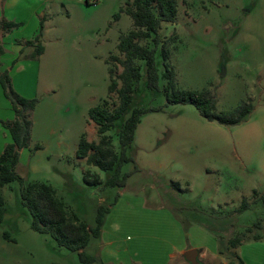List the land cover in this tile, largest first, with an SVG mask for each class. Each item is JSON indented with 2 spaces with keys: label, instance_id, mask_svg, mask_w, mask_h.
<instances>
[{
  "label": "rangeland",
  "instance_id": "1",
  "mask_svg": "<svg viewBox=\"0 0 264 264\" xmlns=\"http://www.w3.org/2000/svg\"><path fill=\"white\" fill-rule=\"evenodd\" d=\"M131 2L18 0L7 6L6 0H0V23L21 24L0 33V69L8 72L18 95L46 102L45 94L54 91L48 95L54 101L52 121L63 130L57 132L62 137L55 139L58 145L48 138L40 140L44 144L32 140L29 149L19 153L16 174L25 183L50 185L89 228L95 227L97 209H108L104 220L121 223L118 238L128 250L123 257L132 264H168L164 226L152 220L170 212L169 206L184 225H190L186 232L191 236L183 240L187 247H210L211 241L216 243L213 237L226 244L243 236L237 256L244 264H264V240H252L264 236V230L254 228L264 224V0H176L174 23L161 24L158 33L157 89L146 88L144 62L135 61L140 71L137 90L123 118L107 133L119 156L117 133L123 119L133 109L158 110L140 117L126 149L133 162L121 168V174L130 173L125 187L84 184L83 169L92 174L90 181L92 170L101 183L112 175L78 161L75 154L81 135L99 141L97 131L90 133L88 110L103 100L112 110L118 102L116 94L108 95V71L120 89L123 69L111 58L124 60L116 46L132 29V21L124 13L117 21L114 16L121 8L129 9ZM41 21L39 44L44 52L30 59L34 47L24 44L37 36ZM139 45L153 48L152 39ZM162 49L169 53L176 91H208L217 113L230 114L248 104L249 115L237 125L226 126L203 119L192 105H169ZM36 145L41 150L32 152ZM0 196L6 210L0 223V264H80L76 253L30 229L17 182L0 188ZM242 202L248 207L238 212ZM96 243L92 239L85 253H94ZM227 255L225 264L230 260Z\"/></svg>",
  "mask_w": 264,
  "mask_h": 264
},
{
  "label": "trees",
  "instance_id": "2",
  "mask_svg": "<svg viewBox=\"0 0 264 264\" xmlns=\"http://www.w3.org/2000/svg\"><path fill=\"white\" fill-rule=\"evenodd\" d=\"M154 8L157 9V14L154 13ZM122 13L130 17L132 29L126 36H121L116 46L117 52L123 55L124 60H120L117 57L111 58L123 69L119 76L122 86L117 89V82L113 79L112 72L108 71L109 86L107 90L108 95H117L118 102L112 110L109 109L107 102L104 100L97 107L88 110V119L96 126L99 141L97 143H89L82 136L75 154L76 159L85 160L87 166H92L104 173L112 172V175L101 183L96 174H93V178L90 181L89 177L92 174L88 171L84 172L82 180L88 187H96L101 184L106 189H122L125 187L130 173L121 174V168L124 164L133 162L132 159L126 157V149L134 140V133L140 117L146 113L158 110L133 109L130 116L123 119L124 122L117 133L120 148L119 156L113 151L111 138L107 136V133L111 132L115 128L116 122L123 118L132 102L133 94L137 90L140 81V71L135 61L144 62L146 88L149 90L157 89L158 74L155 58L157 47L159 46L158 33L161 29V24L174 23L177 15V2L176 0H132L130 8L126 11L121 8L119 13L114 16V20L117 21ZM20 26L21 24L2 21L0 23V33H8ZM42 30L43 24L41 21L37 36L32 41H27L24 44L28 47H34L30 59H37L44 52L43 47L39 44ZM148 39H152V49L139 45L140 41ZM2 54L3 50L0 47V55ZM161 58L165 71L163 78L168 82L165 94L169 105H192L203 119L226 126L239 124L251 112L252 108L250 105L242 104L230 114L217 113L215 111L216 101L208 91H176L174 88V73L169 69L167 63L169 53L164 49L161 51ZM0 87L3 97L9 102L13 113L12 121H0V127L8 133L10 138V142L4 146L0 155V188H4L13 182H17L20 185L21 205L30 216V229L33 232L40 235H48L58 247L76 253L80 264H101L95 256L86 254L85 249L91 239L100 237L108 209L99 207L96 212L95 227L89 228L81 223L77 216L69 210L50 185L39 182L25 183L16 174L15 170L19 153L22 150L29 149L31 143L32 112L39 101L36 98L25 99L19 96L12 88L7 71H0ZM169 89L172 90L171 94L168 93ZM39 150H41V147L35 146L32 152ZM173 185L177 187V184ZM247 207V203L242 202L238 212L246 210ZM5 213L4 202L0 196V223L3 221ZM254 228L264 230V224L258 223ZM246 232H250V229ZM252 240L261 241L264 240V236L255 235ZM242 241L243 236H240L223 244L222 239L218 238L219 255L226 256L228 254L227 256L230 258L227 264H244L235 253H230L231 250L237 249L242 244Z\"/></svg>",
  "mask_w": 264,
  "mask_h": 264
},
{
  "label": "crops",
  "instance_id": "3",
  "mask_svg": "<svg viewBox=\"0 0 264 264\" xmlns=\"http://www.w3.org/2000/svg\"><path fill=\"white\" fill-rule=\"evenodd\" d=\"M6 1H7V6L10 5V2L14 3V5L18 2V0H6ZM1 56L2 55H0V60H1ZM0 71L2 72L3 70L0 69ZM53 93L54 91H50V93H46L45 96L43 97V99L46 100V102L39 101L38 105L32 112L31 142L32 140L34 142L35 141L40 142L41 139L48 138L51 144L55 143L56 145H58L57 143H59V141H56L55 139L62 138L61 136L57 137V132L62 134L63 130L59 131L58 126L52 121V118L55 115V108L52 105L54 101L53 102L52 100L49 101L48 95ZM19 95L25 99L34 98V97H26L21 93H19ZM12 115L13 113L11 111L10 104L3 97V93L0 87V121H11L12 120L11 118H13ZM90 127H91L90 133L94 130L96 131V126L93 123L90 124ZM4 132L8 136V141L5 139ZM66 135H68V133ZM82 136L84 135H81V137ZM86 141L92 143L89 141V139H86ZM9 142H10V138L8 133L0 127V155L3 151L4 146ZM40 143L44 144L43 142ZM77 160L80 162L82 161L79 159ZM91 172L99 176L97 172H95L94 170H92ZM83 173H84V169L82 170V176ZM108 178L109 177H107L106 179ZM100 180L102 179L100 178ZM39 183H44V182H39ZM118 202L116 203V206L118 205ZM116 206L113 208V210L116 208ZM169 207H170V212L169 211L165 212V216L159 218L158 220H152V221H156L157 224L164 226V233L166 234V238L164 239L163 243L164 245L166 244L167 247L170 248V251L167 255L168 264H184L183 261L185 262L187 261L184 259L183 256L187 251L190 250L198 251V255H197L198 264H225L223 258L224 255L222 256L219 255V251L216 246L218 240L217 237H213L216 243L215 242L213 243L211 241L210 247L190 248L187 247V245H184L183 240L185 238V235L188 237L191 236V234H187L186 232L190 225L188 226L184 225V222L181 220V218L178 215H176V213L174 212L175 208L173 206H169ZM120 224L121 223L117 220H112L107 218L104 220L100 237L95 239L96 242H98L96 243L98 248H94V253L91 254V256H95L97 259H99L101 264H132L131 263L132 260L129 257L126 258L123 257V254L128 253V250L126 247L122 248V243L118 238V234L121 230ZM111 227H113V230L111 229ZM237 249L231 250L230 253L236 254Z\"/></svg>",
  "mask_w": 264,
  "mask_h": 264
},
{
  "label": "water",
  "instance_id": "4",
  "mask_svg": "<svg viewBox=\"0 0 264 264\" xmlns=\"http://www.w3.org/2000/svg\"><path fill=\"white\" fill-rule=\"evenodd\" d=\"M197 255H198V251L196 250H190L187 251L184 254V259L189 263V264H198L197 262Z\"/></svg>",
  "mask_w": 264,
  "mask_h": 264
}]
</instances>
